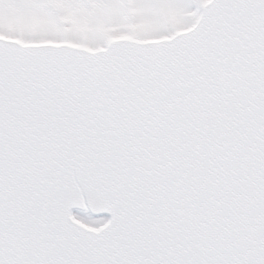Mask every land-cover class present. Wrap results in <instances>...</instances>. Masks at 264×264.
Listing matches in <instances>:
<instances>
[{
    "label": "snow or ice",
    "instance_id": "1",
    "mask_svg": "<svg viewBox=\"0 0 264 264\" xmlns=\"http://www.w3.org/2000/svg\"><path fill=\"white\" fill-rule=\"evenodd\" d=\"M0 264H264V0H0Z\"/></svg>",
    "mask_w": 264,
    "mask_h": 264
}]
</instances>
